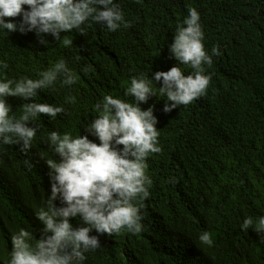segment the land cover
Listing matches in <instances>:
<instances>
[{
    "label": "trees",
    "instance_id": "obj_1",
    "mask_svg": "<svg viewBox=\"0 0 264 264\" xmlns=\"http://www.w3.org/2000/svg\"><path fill=\"white\" fill-rule=\"evenodd\" d=\"M115 3L130 27L109 32L89 22L62 33L60 41L45 36L47 45L33 32H0V62L6 64L0 79H37L61 59L76 76L71 86H61L58 78L53 88L38 91L35 102L65 111L32 122L37 132L27 153L0 146V264H8L11 237L20 229L39 238L36 213L47 207L50 191L46 160L58 159L49 133L88 135L98 142L84 125L98 115L95 105L105 95L132 103L124 95L132 77H151L175 64L191 73L168 48L190 8L199 13L205 50L210 54L215 45L220 52L205 69L212 77L206 95L168 113L159 95L140 105L153 107L161 148L146 160L152 185L140 209L142 230L101 236L83 264H264V235L254 230L264 217V0ZM65 38L70 45L62 43ZM68 96L75 103H66ZM6 101L16 117L27 102L15 96ZM248 217L254 224L243 230ZM203 232L210 233L211 247L199 241Z\"/></svg>",
    "mask_w": 264,
    "mask_h": 264
},
{
    "label": "clouds",
    "instance_id": "obj_2",
    "mask_svg": "<svg viewBox=\"0 0 264 264\" xmlns=\"http://www.w3.org/2000/svg\"><path fill=\"white\" fill-rule=\"evenodd\" d=\"M16 17L18 22L9 19ZM89 22L103 25L109 32L131 26L115 0H0V32H33L41 45L48 44L45 36L60 41L62 33ZM203 40L199 13L190 8L168 48L179 64L192 69L191 73L185 75L175 64L167 71L153 72L151 77L144 73L132 77L124 92L133 97L132 103L105 95L95 105L98 115L84 125L98 142L88 135L49 133L48 143L58 159L46 160L50 191L47 207L36 213L42 225L39 238L20 229L11 237L8 264H83L85 253L100 246L101 236L141 232L140 209L152 185L146 160L161 148L153 107L142 109L140 105L159 95L164 98L162 110L168 113L206 95L212 77L205 69L220 52L214 45L209 54ZM62 43L67 46L71 41L65 38ZM0 67L6 64L0 62ZM58 78L61 86L76 82L63 59L40 71L37 79H0V146L16 145L27 153L37 132L32 122L41 114L54 119L65 111L62 106L34 101L38 91L53 88ZM153 83L159 87L154 88ZM9 96L27 101L18 117L10 115ZM66 103H75V97L68 96ZM71 218H78L80 225L74 227ZM253 224L248 217L241 228L247 230ZM254 230L264 235V217L255 223ZM198 239L212 246L210 233L203 232Z\"/></svg>",
    "mask_w": 264,
    "mask_h": 264
}]
</instances>
